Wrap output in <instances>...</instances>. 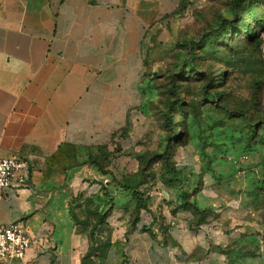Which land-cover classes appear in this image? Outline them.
<instances>
[{
  "label": "crops",
  "instance_id": "1",
  "mask_svg": "<svg viewBox=\"0 0 264 264\" xmlns=\"http://www.w3.org/2000/svg\"><path fill=\"white\" fill-rule=\"evenodd\" d=\"M123 1L0 0V159L30 164L29 185L0 199V222L21 220L31 237L24 259L0 264H253L242 199L158 190L146 210L97 166L123 145L140 94L143 21ZM95 212L105 220L92 238Z\"/></svg>",
  "mask_w": 264,
  "mask_h": 264
},
{
  "label": "rangeland",
  "instance_id": "2",
  "mask_svg": "<svg viewBox=\"0 0 264 264\" xmlns=\"http://www.w3.org/2000/svg\"><path fill=\"white\" fill-rule=\"evenodd\" d=\"M123 2L143 21L140 94L117 134L124 146L97 166L146 210L158 190L217 187L242 199L253 228L241 246L264 264V0ZM94 219L92 238L105 220Z\"/></svg>",
  "mask_w": 264,
  "mask_h": 264
},
{
  "label": "built area",
  "instance_id": "3",
  "mask_svg": "<svg viewBox=\"0 0 264 264\" xmlns=\"http://www.w3.org/2000/svg\"><path fill=\"white\" fill-rule=\"evenodd\" d=\"M30 182V164L16 156L0 159V199L12 188L26 187ZM31 245L24 223L21 220L5 224L0 222V260L24 259Z\"/></svg>",
  "mask_w": 264,
  "mask_h": 264
},
{
  "label": "trees",
  "instance_id": "4",
  "mask_svg": "<svg viewBox=\"0 0 264 264\" xmlns=\"http://www.w3.org/2000/svg\"><path fill=\"white\" fill-rule=\"evenodd\" d=\"M247 27H248V26H247ZM209 96H211V94H210ZM134 191H135V189H134ZM144 204H145V203H144ZM144 204H142V200H139L138 203H137V206H138L139 208H141V207H143ZM103 246H104V245H102V247H103ZM97 248H98V246H93L92 249L89 251V253L86 255V258H89V256L91 255V253L95 252V251L97 250Z\"/></svg>",
  "mask_w": 264,
  "mask_h": 264
}]
</instances>
